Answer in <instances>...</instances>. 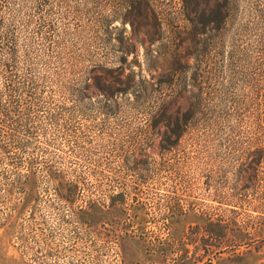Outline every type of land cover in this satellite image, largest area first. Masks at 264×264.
I'll return each instance as SVG.
<instances>
[{
  "label": "rangeland",
  "instance_id": "obj_1",
  "mask_svg": "<svg viewBox=\"0 0 264 264\" xmlns=\"http://www.w3.org/2000/svg\"><path fill=\"white\" fill-rule=\"evenodd\" d=\"M158 1L174 17L164 30L181 27L179 0ZM199 1L211 13L192 35L189 89L211 122L170 151L147 126L149 103L133 109L122 100L106 115L99 99L77 103L68 90L104 51L90 42L87 17L68 9L75 2L64 9L54 0L14 2L19 27L77 26L83 54L73 71L60 66L63 79L45 84L35 140L25 148L29 163L17 174L0 164V264L262 262L242 256L244 246H225L217 223L231 209L252 213L222 197L253 150L251 124L264 118V0Z\"/></svg>",
  "mask_w": 264,
  "mask_h": 264
},
{
  "label": "trees",
  "instance_id": "obj_2",
  "mask_svg": "<svg viewBox=\"0 0 264 264\" xmlns=\"http://www.w3.org/2000/svg\"><path fill=\"white\" fill-rule=\"evenodd\" d=\"M16 1L0 0V164L13 174L30 161L24 153L35 140L34 116L41 111L45 84L63 79L60 66L73 71L83 54H77V26L69 32L51 21L36 29L25 22L19 27ZM68 2H75L68 8L74 17H87L90 42L104 50L68 89L77 103L97 98L106 115L119 111L122 100L133 109L149 103L147 126L161 136L163 151L174 149L193 128L209 126L206 104L189 89L192 35L204 29L211 13L199 0H179L174 14L182 26L170 25L169 31L163 23L173 24L174 17L163 14L158 0H54L63 9ZM49 6L53 15V3ZM216 13L221 16L219 8ZM251 125L257 137L253 150L242 155L222 198L236 209L251 205L252 215L231 209L217 224L225 246H244L242 256L255 255L264 264V118Z\"/></svg>",
  "mask_w": 264,
  "mask_h": 264
}]
</instances>
